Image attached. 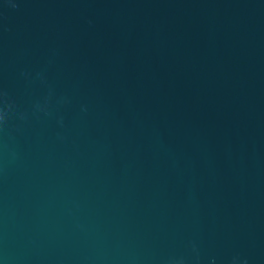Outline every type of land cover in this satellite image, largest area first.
Returning a JSON list of instances; mask_svg holds the SVG:
<instances>
[{"label":"water","instance_id":"obj_1","mask_svg":"<svg viewBox=\"0 0 264 264\" xmlns=\"http://www.w3.org/2000/svg\"><path fill=\"white\" fill-rule=\"evenodd\" d=\"M0 264H264V0H0Z\"/></svg>","mask_w":264,"mask_h":264}]
</instances>
